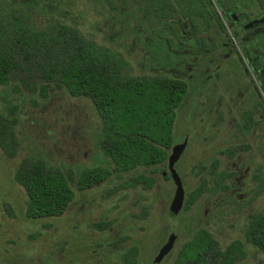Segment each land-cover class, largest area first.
Segmentation results:
<instances>
[{"label":"rangeland","instance_id":"374dc122","mask_svg":"<svg viewBox=\"0 0 264 264\" xmlns=\"http://www.w3.org/2000/svg\"><path fill=\"white\" fill-rule=\"evenodd\" d=\"M0 7L20 9L36 28H54L58 23L78 28L89 40L122 57L128 76L187 81L189 93L177 111L175 145L187 144L176 170L187 196L208 181L207 190L190 211L163 220L176 190L174 182L163 176L168 168L116 172L100 149L101 119L93 103L74 98L64 89L52 87L46 93L39 81L28 78L36 72L25 64L21 71L24 84L16 79L0 86V117L10 135L6 143L16 146L14 158L0 146V264H126L125 257L136 249V264H154L174 232V248L160 263L173 264L182 244L200 228L208 229L224 248L242 241L247 256L236 264H264V254L245 237L248 215L264 212V193L254 200L257 187L253 179L264 160L260 155L263 129H252L243 136L239 126H225L227 121L216 113L218 100L212 88L197 97L196 56L207 59L206 50L182 44L128 0H0ZM230 61L233 67L226 73L234 87L253 95L255 75L241 65L240 55ZM219 73L224 75V68ZM214 74L211 67L206 78L210 75L218 87L223 81L217 82ZM215 123L219 126H212ZM243 144L251 147L246 153L227 156ZM31 160H43L71 178L76 198L63 217H26L28 198L15 174L21 163ZM215 161L219 168L213 175ZM95 168H108L113 174L79 191L80 174ZM140 175L154 178L155 186H125ZM145 209L149 211L146 218L142 215ZM99 223L107 226L98 229Z\"/></svg>","mask_w":264,"mask_h":264},{"label":"trees","instance_id":"16d2710c","mask_svg":"<svg viewBox=\"0 0 264 264\" xmlns=\"http://www.w3.org/2000/svg\"><path fill=\"white\" fill-rule=\"evenodd\" d=\"M128 1L146 17H154L159 26L184 45H193L188 29L195 27L197 17L205 26H215L216 18L209 15L213 8L211 0ZM25 64L36 72L28 78L39 81L46 93L52 87L64 89L74 98H86L93 103L101 119L100 149L116 172L168 168L176 146L177 111L189 93L187 81L167 76H128L124 74L127 67L122 57L89 40L78 28L66 23L49 29L36 28L20 9L0 7V86L17 80L24 84L21 71ZM2 122L0 117V146L8 157L14 158L16 146L6 143L10 135ZM218 167L216 161L212 174ZM112 174L108 168L85 170L77 179V188L86 191ZM15 180L26 192V217L31 220L61 218L76 198L71 178L43 160L21 163ZM165 180L173 181L170 175ZM261 182L264 192V177ZM155 184L154 178L140 175L125 186L152 189ZM207 184L204 180L186 194L184 213L204 195ZM142 215L146 218L148 209ZM105 226L107 223L96 225L98 229ZM245 237L264 254V212L250 216ZM130 252L125 257L126 264H136L137 249ZM246 256L242 241L236 240L224 248L208 229L200 228L182 244L173 264H236Z\"/></svg>","mask_w":264,"mask_h":264},{"label":"flooded vegetation","instance_id":"af4514ba","mask_svg":"<svg viewBox=\"0 0 264 264\" xmlns=\"http://www.w3.org/2000/svg\"><path fill=\"white\" fill-rule=\"evenodd\" d=\"M211 2L213 8H210L209 15L210 18H216L215 26L209 28L197 17V24L190 29L192 32L189 31L196 50H206L208 55L207 59H204L206 55L202 57L197 54L196 56L194 87L197 97L202 92H206L205 89L212 88L214 98L217 96L218 100L214 108L217 110L216 113L227 121L225 126H239L243 136H248L247 132L252 129L260 128L263 129L261 135L264 139V0H211ZM253 8L256 9L255 12ZM236 54L240 55L241 65L255 75V93L251 96L241 93L238 87H234L229 74L226 73L233 67L230 59ZM211 67H214V72H216L213 75L216 81H223V84L218 87L212 84L210 75L206 78ZM222 68H224V75L219 73ZM223 104L224 111H221ZM212 126L219 125L215 123ZM250 148L248 144H243L230 150L227 156L232 158L235 155L246 153ZM260 155L264 156V151ZM165 173H167L166 176H171L169 170L163 172V176ZM231 176L234 174L229 175ZM263 177L264 160L255 169L253 179L257 190L254 200L264 193L261 187ZM254 213L248 215L247 223Z\"/></svg>","mask_w":264,"mask_h":264},{"label":"water","instance_id":"95a60500","mask_svg":"<svg viewBox=\"0 0 264 264\" xmlns=\"http://www.w3.org/2000/svg\"><path fill=\"white\" fill-rule=\"evenodd\" d=\"M186 144L187 142L181 145H176L173 148L171 156L169 157V161H168V170L176 186L175 195H174V198L172 200V203L168 211L170 217H176L177 215H179L185 205L186 191L183 185L182 178L177 172L175 166L177 162L179 161V159L181 158V156L183 155L186 149ZM166 175L167 173L164 174V176ZM176 239L177 238L175 234L170 235L167 243L160 249L159 253L155 257L153 261L154 264H160L164 260V258L172 251V249L174 248Z\"/></svg>","mask_w":264,"mask_h":264}]
</instances>
